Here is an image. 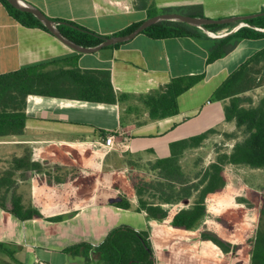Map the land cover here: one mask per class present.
<instances>
[{
  "label": "crops",
  "instance_id": "obj_1",
  "mask_svg": "<svg viewBox=\"0 0 264 264\" xmlns=\"http://www.w3.org/2000/svg\"><path fill=\"white\" fill-rule=\"evenodd\" d=\"M24 1L54 20L81 26L82 21L78 20L91 18L89 26L100 34L114 36L133 24L143 23L148 19L147 9L163 2L150 0L149 6L137 7L135 0ZM260 13L264 10L252 9L224 17L203 12V17L220 20ZM242 27L237 24L223 29L229 34L222 39H214L200 28L204 36L200 40L188 37L157 40L142 33L119 47L80 54L44 30L20 25L0 2V74L41 64H50L47 71L74 68L110 71L118 98L116 104H104L28 96L23 134L0 139V192L2 195L8 192L7 208L12 207L15 192L26 207L38 210L42 218L21 221L0 207V243L20 246L16 258L21 264L38 261L71 264L65 252L72 246L67 243L70 232L65 234L61 247L41 244L45 235L64 238L65 225L72 224L70 219L75 217L86 219L79 243L98 245L114 228L127 225L149 234L156 264H236L231 254L202 239L206 221L197 230L173 227L172 216L190 203L163 205L171 215L166 220L137 212L138 198L132 178L146 163L168 157L171 143L199 135L201 122L207 131L226 125L235 129L234 123L225 122L224 102H219L216 112L220 118L213 122L210 119L216 112L204 109V101L213 97L242 64L264 50V37L241 39L229 53L208 64L210 52L220 47V41L232 43L234 34ZM199 75H204V79L179 97L178 114L150 119L145 103L149 95L165 88L174 78ZM204 92L207 98L201 97ZM184 127L187 131H182ZM169 133L174 134V139L165 142L163 139ZM107 134L115 136L113 148L103 146ZM157 144L161 145L154 148ZM120 198L129 201L132 209L116 207ZM207 230L223 238L215 229ZM0 262L11 264L3 254Z\"/></svg>",
  "mask_w": 264,
  "mask_h": 264
},
{
  "label": "trees",
  "instance_id": "obj_2",
  "mask_svg": "<svg viewBox=\"0 0 264 264\" xmlns=\"http://www.w3.org/2000/svg\"><path fill=\"white\" fill-rule=\"evenodd\" d=\"M0 2L20 25L26 28L41 29L51 34L33 14L16 9L7 0H0ZM147 10L148 19L159 14L175 13L168 10L158 12L154 6ZM176 13L203 17V11L200 8L194 11L181 10ZM52 21L58 23V29L62 35L78 45L94 47L105 39L77 23L65 20ZM245 23L250 27H242L235 33L232 43L220 41V47L218 46L210 52L208 64H212L229 53L241 39L264 37V32H260V30H264V16L246 20ZM237 24L239 23L212 24L206 26V29L216 33ZM139 25L141 23L133 24L116 36L129 34ZM143 34L157 40L180 37L200 40L204 37L198 28L173 21H164L153 25ZM121 45L122 43L105 49ZM49 65L30 66L0 74V139L23 134L27 119L25 109L27 98L30 95L70 98L104 104L118 102L111 82L110 71H83L79 68L47 71ZM203 79L204 75L174 78L165 88L149 95L145 103L149 109L150 119L159 120L178 114L179 97ZM263 79L264 50L256 53L235 70L213 95L216 102L225 103V122L235 125V133L224 134L226 138L238 139L231 151H219L212 163L197 169L192 168L188 172L182 167V159L185 158L187 152L202 147L209 136L216 133V130L211 129L171 143L168 157L146 163L144 169H138V174L132 178L138 198L137 212H144L152 219L166 220L171 215L163 205L173 206L188 202V204L190 203L188 207L179 209L172 216V225L176 229L197 230L203 226V220L208 215L209 197L223 192L228 185L226 176L228 165L264 169V98L256 106L249 107L244 106L246 100L240 98L242 94L261 86ZM7 193L2 195L0 192V207L6 212L21 221L42 218L38 210L26 207L22 203V198L18 197L15 192L12 194V207L7 208L5 206ZM115 206L124 210L132 209L131 203L125 198H120ZM261 213L264 216V207ZM218 222L223 224L222 219H218ZM201 235L203 240L211 241L225 254H231L237 259L235 253L238 246L206 228L201 231ZM252 243L251 264H264V231L257 232ZM19 250L20 246L0 243V254L7 256L11 264H21L16 258V253ZM65 252L71 264H156L149 234L127 225L114 228L98 245L82 242L68 247ZM236 264H243V262L239 261Z\"/></svg>",
  "mask_w": 264,
  "mask_h": 264
},
{
  "label": "rangeland",
  "instance_id": "obj_3",
  "mask_svg": "<svg viewBox=\"0 0 264 264\" xmlns=\"http://www.w3.org/2000/svg\"><path fill=\"white\" fill-rule=\"evenodd\" d=\"M135 1L137 7H142L144 5L149 6L150 4V0ZM162 1L163 2L160 5H154V9H156V7L159 8L156 10L158 12L168 10L176 13L181 10L194 11L200 8L208 15L224 17L231 13H243L251 11L252 9H254V11H261V9L264 10V0ZM250 5H253L254 7H250ZM46 17L54 20L52 17ZM78 21H82L80 22L81 26L83 25L82 27L99 36L104 38L114 37V35L110 33L100 34L99 30L97 31L94 26H89V23L92 21L91 18L88 21ZM202 96L207 98L206 92H204L201 97ZM240 98L246 100L244 106H256L258 102L264 98V79L261 82V86L242 94ZM206 101H210L211 104L207 105ZM219 107V102H216L213 97H209L204 101V109L209 108L216 112ZM219 118L220 114L216 112L214 117L210 120L218 122ZM186 128L187 127H184L182 131H187ZM205 130V124L201 122V128H199L198 134L205 132ZM214 130H216V133L211 134L208 140L203 143L202 147L187 152L185 158L182 159L181 164L185 171L189 172L192 168L197 169L200 166L212 163L217 156V152H230L234 144L238 141L236 138H226L224 136V134L235 133V129L230 125L216 128ZM173 139L174 134L169 133L163 140L167 142L173 141ZM160 145L161 144H157L154 148L159 147ZM226 176L228 179V185L223 192L209 197L207 202L209 213L204 218L203 222L206 221V229H215L214 231L221 234L224 240L238 246V250L235 253V256L237 257V259L234 260L235 263L241 260L240 262H243V264H251V252L253 249L252 241L257 232L264 231V216L261 213L264 207V169H252L246 166L228 165L226 168ZM218 219H222L223 224L219 223ZM70 221L72 224L69 226L65 225L66 230L63 231L64 238H53L45 235L42 237L43 241L41 245L48 244L52 247H61L66 240L65 234L69 232L71 236H68L67 243H71L72 245L79 243V239L83 236H79V233L80 230L85 228L86 219L80 218L77 220L74 217L70 219ZM40 252L43 253L42 250H40Z\"/></svg>",
  "mask_w": 264,
  "mask_h": 264
},
{
  "label": "water",
  "instance_id": "obj_4",
  "mask_svg": "<svg viewBox=\"0 0 264 264\" xmlns=\"http://www.w3.org/2000/svg\"><path fill=\"white\" fill-rule=\"evenodd\" d=\"M7 1L13 7H15L16 9L20 11L29 12L33 14L50 31V33L54 35L60 42H62L64 45H66L70 49L80 54H93V53L100 52L110 46H115L117 44L129 42L135 39L140 34H142L146 29L160 22H164V21L186 23L192 27H196V28H200L204 30L208 35V33H210L206 29V26L208 25H212V24L226 25V24H232V23H239V24L247 25L245 23L246 20L264 16V13H260V14L250 15V16H237V17H230V18L220 19V20H212V19H208L204 17H192V16L182 15L178 13L159 14L157 16H154V17H151L145 20L143 23H141V25H139L134 31H132L129 34L114 36L112 38H105L100 44L94 47H84V46L76 44L75 42L71 41L70 39L62 35L60 30L58 29V23L47 18L40 9L33 6L32 4L24 0H7ZM248 27L250 26L248 25ZM260 31H264V30H260Z\"/></svg>",
  "mask_w": 264,
  "mask_h": 264
},
{
  "label": "built area",
  "instance_id": "obj_5",
  "mask_svg": "<svg viewBox=\"0 0 264 264\" xmlns=\"http://www.w3.org/2000/svg\"><path fill=\"white\" fill-rule=\"evenodd\" d=\"M242 25H243V27H248V25H244V24H242ZM228 34H229V32L224 31V30L218 31L216 33H214V32L208 33V35L214 39L225 38ZM103 146L106 148H113L114 146H116L114 134H107L104 137ZM121 146L124 147V144L122 143ZM38 264H46V263L38 261Z\"/></svg>",
  "mask_w": 264,
  "mask_h": 264
}]
</instances>
